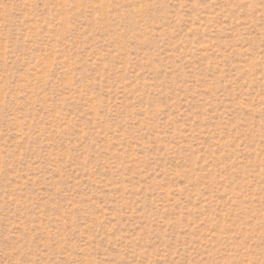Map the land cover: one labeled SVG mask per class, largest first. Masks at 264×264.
I'll return each mask as SVG.
<instances>
[{"label":"rangeland","instance_id":"1","mask_svg":"<svg viewBox=\"0 0 264 264\" xmlns=\"http://www.w3.org/2000/svg\"><path fill=\"white\" fill-rule=\"evenodd\" d=\"M0 264H264V0H0Z\"/></svg>","mask_w":264,"mask_h":264}]
</instances>
